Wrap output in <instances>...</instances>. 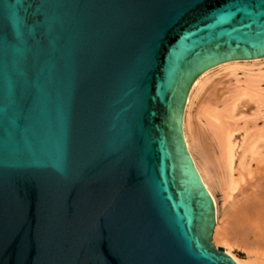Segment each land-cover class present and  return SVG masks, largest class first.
I'll return each instance as SVG.
<instances>
[{
    "label": "water",
    "instance_id": "obj_1",
    "mask_svg": "<svg viewBox=\"0 0 264 264\" xmlns=\"http://www.w3.org/2000/svg\"><path fill=\"white\" fill-rule=\"evenodd\" d=\"M263 56L264 0H0V264H237L182 117Z\"/></svg>",
    "mask_w": 264,
    "mask_h": 264
},
{
    "label": "bare ground",
    "instance_id": "obj_2",
    "mask_svg": "<svg viewBox=\"0 0 264 264\" xmlns=\"http://www.w3.org/2000/svg\"><path fill=\"white\" fill-rule=\"evenodd\" d=\"M263 85L264 56L222 62L194 79L182 117L186 148L214 203L212 242L225 244L237 264H264Z\"/></svg>",
    "mask_w": 264,
    "mask_h": 264
},
{
    "label": "rangeland",
    "instance_id": "obj_3",
    "mask_svg": "<svg viewBox=\"0 0 264 264\" xmlns=\"http://www.w3.org/2000/svg\"><path fill=\"white\" fill-rule=\"evenodd\" d=\"M238 74L241 76V70L238 71ZM264 86V85H263ZM216 200H217V206L218 209L221 210L222 207V203H223V199L221 197V195L219 194V192H216ZM215 245V244H214ZM217 248H222L223 250L227 249L228 247L223 244V243H218L217 245H215ZM230 251L238 258H246V254L243 252V250L238 249L237 247H231Z\"/></svg>",
    "mask_w": 264,
    "mask_h": 264
}]
</instances>
